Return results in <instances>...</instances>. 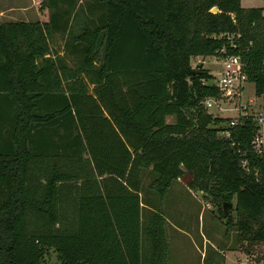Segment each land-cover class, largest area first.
<instances>
[{
  "label": "trees",
  "instance_id": "trees-1",
  "mask_svg": "<svg viewBox=\"0 0 264 264\" xmlns=\"http://www.w3.org/2000/svg\"><path fill=\"white\" fill-rule=\"evenodd\" d=\"M78 1L39 0L45 19L0 21V264H44L49 249L48 264H168L159 210L141 253L146 168L160 197L179 178L211 195L221 217L234 198L238 240L264 242V135L255 150L252 115L227 125L207 110L204 99L219 91L191 61L238 54L262 94V7ZM56 34L70 64L52 54ZM64 189L72 210L57 206Z\"/></svg>",
  "mask_w": 264,
  "mask_h": 264
},
{
  "label": "rangeland",
  "instance_id": "rangeland-1",
  "mask_svg": "<svg viewBox=\"0 0 264 264\" xmlns=\"http://www.w3.org/2000/svg\"><path fill=\"white\" fill-rule=\"evenodd\" d=\"M85 0H79L82 5ZM39 0H0V21L45 19L46 10H39ZM246 7H262L264 0H240ZM63 37L56 34L53 40L52 54L63 55L70 64L72 56L63 53ZM192 65L206 68L212 76L206 82H216L224 69L222 57L216 55H196L191 59ZM217 103H220V107ZM221 107L225 109H221ZM213 115L230 119L238 118L242 113L252 115L255 119L259 112L264 113V92L256 94L254 83L245 81L243 88L230 99H217L216 104L207 108ZM245 111V112H244ZM173 115L167 116L172 122ZM259 130L264 133V121L259 123ZM141 189L145 202L144 210L152 213L159 210L165 217L168 264H263L264 242L249 243L238 240L234 225L237 212L234 198L233 206L225 217L219 216L218 206L211 195L199 189L189 188L183 181L173 180L166 193L160 197L148 186L156 176L150 168L142 170ZM149 207V209L146 208ZM146 220L141 221V253L145 250ZM144 254V253H142ZM56 260L54 250L46 255L43 263Z\"/></svg>",
  "mask_w": 264,
  "mask_h": 264
},
{
  "label": "built area",
  "instance_id": "built-area-1",
  "mask_svg": "<svg viewBox=\"0 0 264 264\" xmlns=\"http://www.w3.org/2000/svg\"><path fill=\"white\" fill-rule=\"evenodd\" d=\"M221 51H224L222 48ZM224 69L220 73V76L217 78L215 84L218 88L219 95L218 96H208L204 99L203 103L206 108L212 107L216 104L217 99H230L231 96H234L238 91L243 88V84L247 81V75L243 70L244 62L241 60V57L238 54H225L221 55ZM220 107V103H217ZM221 109H225L221 107ZM245 112V111H244ZM241 115H247L246 113H242ZM239 115V116H241ZM258 128L256 129L253 138L252 145L255 150L260 151L263 135L259 130V123L264 121V113L259 112L255 117ZM238 122V118L230 119L227 125H234ZM222 134L225 136H229L230 131L228 129H224ZM245 160L242 162L245 165Z\"/></svg>",
  "mask_w": 264,
  "mask_h": 264
},
{
  "label": "crops",
  "instance_id": "crops-1",
  "mask_svg": "<svg viewBox=\"0 0 264 264\" xmlns=\"http://www.w3.org/2000/svg\"><path fill=\"white\" fill-rule=\"evenodd\" d=\"M92 87V85L91 84H89V88H91ZM2 98V97H1ZM1 109H3L2 107L0 108V111H1ZM166 120H167V117H166ZM168 122H170V121H168ZM264 134V133H263ZM85 156H87L88 157V154H85ZM70 158H72V155H70L69 156ZM67 156L65 157V160H67ZM55 160L56 161H63V157H58V158H55ZM49 161H52V159H50ZM87 165V167H86V170L90 173V174H92V167H93V165H92V162H91V160H90V162L88 163V164H86ZM102 177L103 176H96V179L98 180V181H100V179H102ZM176 181H180V179L179 178H177L176 179ZM181 182V181H180ZM93 184V186H94V183H92ZM67 190V189H66ZM65 189L62 191L63 192V194L65 195V197L61 200L62 202H57V206H58V208H60V209H62V210H72V203L69 201L68 202V200H67V197H66V195H67V191H66ZM139 194H140V197H142V201H141V221H142V219H144V220H147V218L149 217V215L151 214H149L148 213V211H146V210H144L143 209V207H145V202H144V200H143V194L141 193V192H139ZM146 208L147 209H149V207L148 206H146ZM69 216H63V221L65 222V220L68 218L69 220L72 218V216L70 215V214H68ZM52 251V249H49V252H51Z\"/></svg>",
  "mask_w": 264,
  "mask_h": 264
},
{
  "label": "water",
  "instance_id": "water-1",
  "mask_svg": "<svg viewBox=\"0 0 264 264\" xmlns=\"http://www.w3.org/2000/svg\"><path fill=\"white\" fill-rule=\"evenodd\" d=\"M212 9L215 10L216 7H213ZM232 206H233L232 201H223L222 202V211L227 212Z\"/></svg>",
  "mask_w": 264,
  "mask_h": 264
}]
</instances>
